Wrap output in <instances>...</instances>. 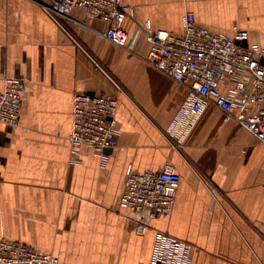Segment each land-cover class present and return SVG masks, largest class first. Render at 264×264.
Masks as SVG:
<instances>
[{
  "label": "crops",
  "instance_id": "obj_1",
  "mask_svg": "<svg viewBox=\"0 0 264 264\" xmlns=\"http://www.w3.org/2000/svg\"><path fill=\"white\" fill-rule=\"evenodd\" d=\"M123 4L134 9L123 21L127 48L105 37V21L81 10L64 29L40 2L0 0V94L7 79L23 81L19 123L0 122V237L60 264H150L164 231L192 244L193 264H264V142L211 103L174 147L167 129L190 89L146 60L147 25L182 34L189 11L216 32L246 29L264 47V0ZM98 92L119 101V144L104 163L85 146L73 155L69 141L75 96ZM167 164L181 174L167 219L119 206L129 165Z\"/></svg>",
  "mask_w": 264,
  "mask_h": 264
},
{
  "label": "built area",
  "instance_id": "obj_2",
  "mask_svg": "<svg viewBox=\"0 0 264 264\" xmlns=\"http://www.w3.org/2000/svg\"><path fill=\"white\" fill-rule=\"evenodd\" d=\"M43 4L49 16L64 29L73 11L107 23L105 37L127 48L129 32L123 26L134 9L123 0H35ZM184 32L159 29L147 25L152 46L146 60L155 68L189 87L187 98L178 108L167 134L174 147L190 135L209 104L224 112L226 121L234 119L264 142V47L250 41V32L235 28L233 33L216 32L200 24L194 12L183 17ZM247 41V45L243 42ZM98 69L105 71L94 57ZM118 89L122 86L113 79ZM23 81L7 79L0 94V122L17 125L22 109ZM118 98L107 92L94 95L79 93L74 98V125L69 136L72 154L88 147L107 160V150L119 144L121 128L116 119ZM181 174L170 164L158 171L126 170L125 190L119 206L134 211L150 212L153 217L167 219L171 215ZM147 226L139 223L138 233ZM0 264H60L59 258L19 241L0 237ZM150 264H193L192 244L164 231L156 234Z\"/></svg>",
  "mask_w": 264,
  "mask_h": 264
},
{
  "label": "water",
  "instance_id": "obj_3",
  "mask_svg": "<svg viewBox=\"0 0 264 264\" xmlns=\"http://www.w3.org/2000/svg\"><path fill=\"white\" fill-rule=\"evenodd\" d=\"M244 45H247V41H244L243 42ZM263 63H264V59H263ZM109 150V149H108Z\"/></svg>",
  "mask_w": 264,
  "mask_h": 264
}]
</instances>
